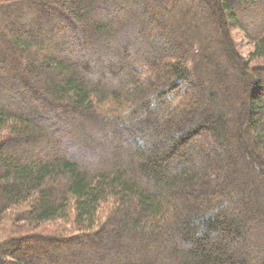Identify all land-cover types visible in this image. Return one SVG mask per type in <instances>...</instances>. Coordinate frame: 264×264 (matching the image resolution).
I'll return each mask as SVG.
<instances>
[{
    "label": "trees",
    "instance_id": "1",
    "mask_svg": "<svg viewBox=\"0 0 264 264\" xmlns=\"http://www.w3.org/2000/svg\"><path fill=\"white\" fill-rule=\"evenodd\" d=\"M22 8L75 53L4 14ZM0 28V81L39 101L0 92V264L32 244L87 257L51 264H264V0H0Z\"/></svg>",
    "mask_w": 264,
    "mask_h": 264
},
{
    "label": "rangeland",
    "instance_id": "2",
    "mask_svg": "<svg viewBox=\"0 0 264 264\" xmlns=\"http://www.w3.org/2000/svg\"><path fill=\"white\" fill-rule=\"evenodd\" d=\"M127 5V3L125 2H119L118 3V6L121 7V9H123L125 6ZM20 13L19 14H14V12H12L11 10H7V11H4V14H7L8 13V16L13 19V22L15 21L16 23H20V24H23L25 22H23L24 20H27L29 22H32L33 25L37 26L36 28L39 30V33H32L31 34V37L32 38H37L39 41H41L42 39V36H48L51 34V37L53 38V41L55 42V45H58L59 42L61 43V45L65 46V48L68 50V53L69 55L70 54H74L75 53V49L72 45H68L67 42L65 41H60L61 38L58 37V33L60 32L58 29L55 30V29H52L50 26H49V22L47 21L48 19V16H51L49 15V11L45 8L41 9V13L39 15H37L33 10L29 9V8H22L20 9L19 11ZM55 17V21H58L59 20L63 23L65 20L62 16H59V15H54ZM105 18H108V19H111L113 17H111V15H106ZM257 18V17H255ZM81 26V25H80ZM53 33V34H52ZM0 35L3 36V38L6 37L7 33H6V30L5 29H2L0 28ZM232 38L233 40L236 42V45L238 47V50L240 51V53L243 55V56H247L248 55V52L250 51L251 49V44L247 41L246 38H244L242 36V34L240 33L239 30L237 29H234L232 31ZM84 40L86 42H89L90 38L86 37L84 35ZM44 41V39H43ZM84 41V42H85ZM2 42V41H1ZM53 43V42H52ZM79 43V42H78ZM1 52V50H0ZM1 54V53H0ZM12 59H14V57L12 56H6L4 54H2V56L0 55V76H4V74L6 75V73L10 74V75H13V77L15 76V69L12 66ZM70 59L68 60L69 63H77L79 60H76L74 58H71V56L69 57ZM15 60V59H14ZM131 62H129L130 64ZM135 63H131V67L134 65ZM2 69V70H1ZM228 73L229 71L226 70ZM7 76V75H6ZM29 76V75H28ZM30 79H32V77H30ZM34 81V80H33ZM93 81H95V79H93ZM34 83L38 84L37 81H35ZM10 87L9 84L7 83H4L2 81H0V92H5V91H8L9 89L7 87ZM19 88V87H18ZM22 89L24 88H20V90H18V94H15L13 96V94H11L10 90H9V99L13 101V104H21L23 106L26 105V107L29 109V110H24V111H20V113L22 114H28L27 116H34L36 113V108L35 109H32L35 105L39 104V101L36 100V98L34 96H31V97H26L25 96V92L22 91ZM204 93L205 91H202V94H203V97H204ZM258 95H260L258 98L260 99H263L264 101V98L261 96L262 94H260V92L258 93ZM202 98V97H201ZM36 100L37 104L33 103L32 100ZM202 102V99L199 100ZM36 117V115H35ZM53 118V116H50V118ZM55 119V118H54ZM196 119V118H194ZM42 120V119H40ZM49 122H51V126L52 128H54L52 131H55V134L58 130L59 127H57V125L55 126V124L53 125L52 122L55 123V121H50L51 119H48ZM47 121V119H46ZM75 122H68V123H65V125L63 126L64 129H65V132H68L69 134H76L78 133V130L79 127L78 126H75L74 124ZM83 124V123H82ZM84 125V124H83ZM56 127V128H55ZM67 133V134H68ZM88 133V132H87ZM144 133V132H143ZM89 135V138L90 137V134H87ZM145 137L143 140H145V144H148V146H151L155 143L158 142V138L154 137V136H151V133L149 132H145L144 133ZM205 135H200L198 137V139H196V141H192L190 143H188V146H190L191 150H194L196 149L197 150V147H198V144L202 141V143H205V142H208L207 138L204 137ZM55 139L58 141V139L62 140L61 142H63L64 140V137L61 136L60 134L55 135ZM58 138V139H57ZM200 141V142H199ZM60 142V143H61ZM92 143H90V146H91ZM149 148V147H148ZM63 147H57L55 149L54 152H52V154L54 156H59V155H62L63 154ZM204 149H205V146H204ZM208 151V150H207ZM207 153V160H209L208 162L209 163H212V161L214 162V164L216 163V159L214 158V156L210 153V152H206ZM196 165L195 166H199V163L197 164V162L195 163ZM226 168L225 170L226 171H231V170H237L239 169L241 166L239 164L238 161H235L233 162V164L231 163H226ZM221 212H224L225 211V208L223 209V207H220L219 209ZM236 213H240V214H243L241 213V211L237 210ZM64 222L63 221H55V222H52V223H48V224H45L43 225V230H45L46 232H52L54 231L55 229H58V228H61V227H64L63 226ZM78 244L76 245H72L71 247H68L65 249L62 248L63 252L58 255L56 253L57 251V247L56 246H50V247H47V248H42L40 245L38 244H32V245H24L21 249H15V253H16V256H22L24 257L28 262H30L31 264H51L53 262H56V261H59L68 257L66 256L65 254H69L70 256V259L74 260V259H82L83 257H86L85 255H83V257H81V252L78 250L77 248ZM61 248V247H60ZM71 248V249H70ZM69 252H72V253H69ZM65 253V254H64ZM66 256V257H65ZM87 258V257H86Z\"/></svg>",
    "mask_w": 264,
    "mask_h": 264
}]
</instances>
